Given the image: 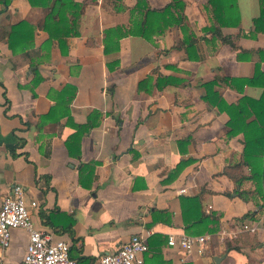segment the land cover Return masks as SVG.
Wrapping results in <instances>:
<instances>
[{"label":"crops","instance_id":"crops-1","mask_svg":"<svg viewBox=\"0 0 264 264\" xmlns=\"http://www.w3.org/2000/svg\"><path fill=\"white\" fill-rule=\"evenodd\" d=\"M137 1L0 0V198L21 185L36 202L34 226L66 241L76 264L133 234L146 240L144 264H264V195L242 180L250 174L243 135L228 136V115L203 98L204 84L227 105L261 96L258 0H234L225 26L208 0H181L180 24L158 34L151 26V40L116 38L141 17ZM144 1L148 9L170 3ZM254 72L241 91L222 81ZM248 105L237 104L241 125L254 118ZM205 233L201 256L166 243L170 234ZM26 243L27 233L12 229L3 264H19Z\"/></svg>","mask_w":264,"mask_h":264},{"label":"trees","instance_id":"trees-1","mask_svg":"<svg viewBox=\"0 0 264 264\" xmlns=\"http://www.w3.org/2000/svg\"><path fill=\"white\" fill-rule=\"evenodd\" d=\"M3 3H7V0H2ZM209 5L211 6L212 13L216 20H218L219 24L225 26L229 24L226 20L221 21V18H225L226 13L230 12L232 7H235L234 0H208ZM58 5V3H57ZM56 5V6H57ZM259 5V14L253 19V27L255 32H263L264 31V0H258ZM57 8V7H56ZM176 8L178 13L176 16L172 15L171 9ZM53 9H50V12L47 16V20L54 14ZM183 3L181 0H170V3L166 4L161 9H148L146 8V4L144 0H138L133 7V11L137 14H141L140 18H136L132 20V24L130 27L124 32H119L116 38L124 35H137L146 40H151L150 37V27L154 26L156 34L162 32L168 25L171 24H180L184 19L182 14ZM263 24L261 28L259 25ZM45 26H43L44 28ZM117 29H110L106 33V38L110 37ZM208 30V29H207ZM217 29L214 30L216 32ZM180 32L182 33V43H185V51L190 58V51L192 50V40H190V36L187 35V31L185 25H180ZM213 32V31H212ZM52 34V32L50 31ZM217 35H219L216 32ZM108 39V41L110 40ZM222 42L228 41L225 37L221 38ZM107 44L105 43L103 47V52L105 53ZM230 44V43H229ZM116 49V46L114 47ZM257 72L252 75L250 78H224L222 81L230 87H234L237 91H241L244 85H252L253 79L257 76ZM150 78L146 77V81ZM144 80V81H145ZM156 86L159 88V84L165 83L161 78L156 79ZM205 85L206 94L204 95V100L209 103L211 106L217 108L218 111H224L228 115L227 126L229 127L228 136L235 135L236 132L241 130L243 135V155L242 161L245 165H247L250 169V174L248 176L242 177L243 179H250L255 183V190L260 194V196L264 195V166H261V157H264V87L261 93V96L256 100H249L248 98L242 97L241 101L249 103V107L254 113V118L246 125H241L246 115H242V109L237 104H226L220 96L214 91L209 92V85ZM212 84L210 85V87ZM250 115V114H248ZM241 125V128L238 126ZM183 166V163L179 161L174 167L175 171H178ZM241 180V179H240ZM241 197L243 193L239 192ZM209 219L210 217H205ZM202 220V219H201ZM199 222V221H198Z\"/></svg>","mask_w":264,"mask_h":264},{"label":"built area","instance_id":"built-area-1","mask_svg":"<svg viewBox=\"0 0 264 264\" xmlns=\"http://www.w3.org/2000/svg\"><path fill=\"white\" fill-rule=\"evenodd\" d=\"M180 189L178 192H183ZM36 207L34 200L26 201L24 188L15 184L10 192L0 198V264L10 241L12 229H22L27 233L25 251L19 264H76L69 257V244L55 239L52 231L38 229L31 219V210ZM243 227L247 228L246 225ZM250 227L249 230H253ZM211 234L187 235L177 237L170 234L167 245L177 247L184 255L196 253L204 255ZM219 239L222 237L219 235ZM147 250L145 238L140 234L131 235L128 240L112 253L102 254L91 264H144L143 253Z\"/></svg>","mask_w":264,"mask_h":264}]
</instances>
